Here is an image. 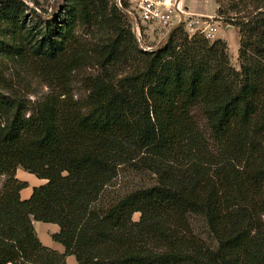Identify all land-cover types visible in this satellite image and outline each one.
I'll return each instance as SVG.
<instances>
[{"label":"trees","instance_id":"obj_1","mask_svg":"<svg viewBox=\"0 0 264 264\" xmlns=\"http://www.w3.org/2000/svg\"><path fill=\"white\" fill-rule=\"evenodd\" d=\"M63 1L0 0V59L60 89L0 94V264H264V0H215L238 69L223 38L180 25L145 50L112 0ZM18 167L46 180L25 200Z\"/></svg>","mask_w":264,"mask_h":264},{"label":"rangeland","instance_id":"obj_2","mask_svg":"<svg viewBox=\"0 0 264 264\" xmlns=\"http://www.w3.org/2000/svg\"><path fill=\"white\" fill-rule=\"evenodd\" d=\"M22 1L29 7L35 8L37 12L45 18H49L54 14H57L64 2L63 0ZM182 3L186 11H190L191 8L197 6V9L193 10L194 13L192 14L197 16V18L199 17L201 20L213 22L218 27L216 36L211 41L221 38V35H224L227 38V40H224L228 46L227 52L230 65L235 69H238L239 37L237 29L231 24H228L224 18H221L216 14L215 0H182ZM195 16L193 17L196 18ZM78 33L85 41L86 36L83 35L81 31ZM157 39L158 37L155 34H145L143 35L142 43L147 47L155 48L158 44ZM97 73V67L91 63H87L79 71L73 73L69 78L70 81L68 85V91L70 94H73L76 99L84 97L85 94H88L86 77L94 76ZM0 76L2 77V80L0 81V94H29L28 98L30 100H34L36 97H41L43 94H48L50 92L58 93L60 90L59 87L55 86L53 81H51V77H42L35 72H28L4 59H0ZM24 172L25 171H21L22 174L31 176V181L36 182L37 179H35L34 175ZM3 180V177H0V188ZM138 216L139 214L136 213L133 215V218L138 219Z\"/></svg>","mask_w":264,"mask_h":264},{"label":"built area","instance_id":"obj_3","mask_svg":"<svg viewBox=\"0 0 264 264\" xmlns=\"http://www.w3.org/2000/svg\"><path fill=\"white\" fill-rule=\"evenodd\" d=\"M112 1L127 17L138 46L145 50L156 49L158 45L164 43L172 27L179 22H181L189 37L199 34L211 41L215 38L218 31V27L213 22L201 20L199 17L197 18L194 14L186 11L182 0ZM145 34H155L158 37V44L155 48L147 47L142 43L143 35Z\"/></svg>","mask_w":264,"mask_h":264},{"label":"crops","instance_id":"obj_4","mask_svg":"<svg viewBox=\"0 0 264 264\" xmlns=\"http://www.w3.org/2000/svg\"><path fill=\"white\" fill-rule=\"evenodd\" d=\"M195 9H197V6H195L194 8H191L190 11L189 10L188 11L191 12V13H194L193 10H195ZM221 38L227 40V38L224 35H221ZM21 171H25V170H23L21 167H18L16 169V177L18 179L22 180V181L27 182V186L20 190V198L22 200H25V199H28L30 197V195L32 193V189H33L34 186L41 185V184L45 183L46 180L37 178L34 175L35 179H37V180H36V182L31 183L28 179H22L19 176V173ZM0 177H3V179H4V176H0ZM33 225H34V228H35L36 233L38 235V238H39V240L41 241V243L43 245H45L47 247H50V248H52V249H54V250H56V251H58L60 253L64 252L63 245L58 243V242H55L51 238V235L59 230V227H58L57 224L45 223V222H41V221H33ZM66 263L67 264H76L75 257L73 255L66 256Z\"/></svg>","mask_w":264,"mask_h":264},{"label":"water","instance_id":"obj_5","mask_svg":"<svg viewBox=\"0 0 264 264\" xmlns=\"http://www.w3.org/2000/svg\"><path fill=\"white\" fill-rule=\"evenodd\" d=\"M181 19H182V17H181ZM180 25H181V22H179V23L176 24L174 27H172V29L170 30V32H169L168 35H167V39H166V41L168 40V37H169L170 33L172 32V30H174L176 27H178V26H180ZM229 27H232V26H229ZM166 41H165L164 43H166ZM164 43L158 45V47L161 46V45H163Z\"/></svg>","mask_w":264,"mask_h":264},{"label":"bare ground","instance_id":"obj_6","mask_svg":"<svg viewBox=\"0 0 264 264\" xmlns=\"http://www.w3.org/2000/svg\"><path fill=\"white\" fill-rule=\"evenodd\" d=\"M25 173V172H24ZM22 179H28L31 183H33L34 181H31V176L27 175V174H22L20 172V175H19Z\"/></svg>","mask_w":264,"mask_h":264}]
</instances>
